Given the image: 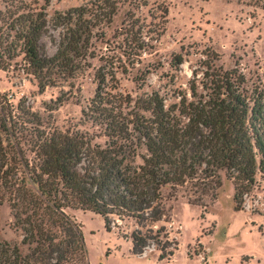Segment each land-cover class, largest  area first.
Listing matches in <instances>:
<instances>
[{
    "label": "trees",
    "instance_id": "16d2710c",
    "mask_svg": "<svg viewBox=\"0 0 264 264\" xmlns=\"http://www.w3.org/2000/svg\"><path fill=\"white\" fill-rule=\"evenodd\" d=\"M44 2L6 0L0 11V71L12 63L16 67L19 58L20 70L40 91L54 86L56 77H74L94 31L116 14L109 0L56 14L53 27L63 32L55 43L48 35L50 1ZM160 11L162 25L150 33L157 38L168 15L166 7ZM134 29L130 23L124 31L130 53L137 55L151 39H137ZM43 38L54 44L52 56ZM182 63L180 55L172 60L174 67ZM204 64L200 76L192 72L188 92L168 107L155 94L134 102L106 93L108 73L99 71L88 111L106 138L103 147L82 133L53 131L36 136L28 159L17 143L4 145L15 135L0 115V204L9 205L22 244L34 246L23 257L16 245L0 239V264H88L81 226L66 209L99 216L107 233L118 229L116 220L134 222L137 229L122 236L131 241L133 255L149 241L141 229L166 219L163 202L176 200L178 193L188 204L204 207L217 199L226 180L233 188L234 211H241L264 178V88L249 90L236 69Z\"/></svg>",
    "mask_w": 264,
    "mask_h": 264
},
{
    "label": "rangeland",
    "instance_id": "374dc122",
    "mask_svg": "<svg viewBox=\"0 0 264 264\" xmlns=\"http://www.w3.org/2000/svg\"><path fill=\"white\" fill-rule=\"evenodd\" d=\"M5 1L0 0V11ZM49 1L48 35L57 43L63 30L53 27L56 14L88 6L95 0ZM109 2L116 14L109 25L94 31L86 60L73 78L56 77L54 86L40 91L36 81L20 70L19 58L16 67L12 63L8 71H0V115L7 118L5 126L15 135L4 145L17 143L30 159L36 136L58 131L82 133L103 147L106 138L89 121L88 111L97 87L96 75L102 69L108 73L106 93L120 94L134 102L155 94L166 107L178 103L179 95L188 92L192 72L200 76L205 62L224 71L236 69L249 90L256 85L264 88V0ZM44 3L38 0L39 6ZM164 7L168 15L163 34L157 38L150 33L161 27L160 10ZM130 23L135 24L137 39H151L137 55L127 46L130 37L124 30ZM43 43L47 55L52 56L54 44L49 38H43ZM176 55L183 63L174 67ZM142 115L149 116L144 112ZM232 198V185L223 180L217 199L206 201L204 207L188 204L182 193L176 200H164L167 218L141 229L149 241L142 253L130 258L123 237H130L137 229L134 222L116 220L118 229L112 232L122 240L106 233L101 218L92 213L71 209L67 213L70 217L77 215L84 226L88 264H264V178L258 179L241 211H234ZM0 239L16 245L23 257L34 248L22 244L23 233L7 203L0 204ZM170 252L173 256L168 255Z\"/></svg>",
    "mask_w": 264,
    "mask_h": 264
},
{
    "label": "crops",
    "instance_id": "0c3cea01",
    "mask_svg": "<svg viewBox=\"0 0 264 264\" xmlns=\"http://www.w3.org/2000/svg\"><path fill=\"white\" fill-rule=\"evenodd\" d=\"M67 210L68 209H66V210H64V212L67 214V215H69L68 213H67ZM76 211H79V210H76ZM89 213H91V212H89ZM93 214V213H92ZM95 215V214H94ZM95 216H97V215H95ZM99 217V216H98ZM76 222H79L81 225V230H82V234H83V238H85V232H84V226H83V224H82V222L80 221V219L78 218V216L77 215H74V217H72ZM102 220V219H101ZM103 222V221H102ZM103 229H104V224H103ZM104 231H105V229H104ZM106 232V231H105ZM107 233V232H106ZM91 235H93V233H90ZM108 234H111V235H113L115 238H117V239H122V238H120V237H118L117 236V234L116 233H114V232H111V233H108ZM123 240V239H122ZM124 241V244H125V246H126V250H127V257L128 258H130V257H135V255H133L132 253H131V249H132V244H131V241L129 240V239H126V240H123ZM139 258V257H138Z\"/></svg>",
    "mask_w": 264,
    "mask_h": 264
},
{
    "label": "built area",
    "instance_id": "2783aa9c",
    "mask_svg": "<svg viewBox=\"0 0 264 264\" xmlns=\"http://www.w3.org/2000/svg\"><path fill=\"white\" fill-rule=\"evenodd\" d=\"M145 256V253H143L142 255H141V257H144Z\"/></svg>",
    "mask_w": 264,
    "mask_h": 264
}]
</instances>
